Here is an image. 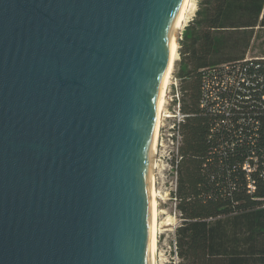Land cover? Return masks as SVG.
Listing matches in <instances>:
<instances>
[{"label": "water", "instance_id": "obj_1", "mask_svg": "<svg viewBox=\"0 0 264 264\" xmlns=\"http://www.w3.org/2000/svg\"><path fill=\"white\" fill-rule=\"evenodd\" d=\"M181 2L0 0V264H150Z\"/></svg>", "mask_w": 264, "mask_h": 264}, {"label": "trees", "instance_id": "obj_2", "mask_svg": "<svg viewBox=\"0 0 264 264\" xmlns=\"http://www.w3.org/2000/svg\"><path fill=\"white\" fill-rule=\"evenodd\" d=\"M264 0H202L180 41V264H264ZM177 140V136H174Z\"/></svg>", "mask_w": 264, "mask_h": 264}, {"label": "rangeland", "instance_id": "obj_3", "mask_svg": "<svg viewBox=\"0 0 264 264\" xmlns=\"http://www.w3.org/2000/svg\"><path fill=\"white\" fill-rule=\"evenodd\" d=\"M202 0H194L196 9L188 24L185 26L180 35V41L186 27L195 19L197 11L200 8ZM264 55V29L257 28L254 38L251 42L247 57H261ZM175 60L172 68L173 84L168 86L166 91V102L161 119V126L158 134L156 161L157 169L154 171L155 190L157 192V222L156 226L160 232L156 237V264H174L173 262V244L175 242V229L179 224L178 215L176 212L175 201L172 198L176 188V176L171 165L173 155L177 151V143L173 139L174 133L171 130L177 122L178 108L174 104L175 97L178 95L179 81H177V73L180 62ZM171 77V76H170ZM158 242V243H157Z\"/></svg>", "mask_w": 264, "mask_h": 264}, {"label": "bare ground", "instance_id": "obj_4", "mask_svg": "<svg viewBox=\"0 0 264 264\" xmlns=\"http://www.w3.org/2000/svg\"><path fill=\"white\" fill-rule=\"evenodd\" d=\"M196 9V4L194 3V0H182L177 20H176V25H175V30H174V35L173 38L170 42V49H169V57H168V62L167 66L164 72V77H163V83H162V88L159 92L158 96V101H157V111H156V116L154 120V129L153 132L156 136V147H157V141H158V134H159V129L161 126V119L163 115V110L165 106V98H166V91L168 86L173 84V73H172V68L175 60H177L178 57V47H179V39L181 32L185 28V26L188 24L190 18L193 16L194 12ZM172 74V75H171ZM171 76V77H170ZM157 149V148H156ZM157 152V151H156ZM157 161L155 164V169H157ZM155 178H154V172H153V232L150 236V264H156V258H155V253H156V237L157 234L160 232L161 229L158 230V225L156 226L157 222V192L155 190ZM158 243V242H157Z\"/></svg>", "mask_w": 264, "mask_h": 264}, {"label": "built area", "instance_id": "obj_5", "mask_svg": "<svg viewBox=\"0 0 264 264\" xmlns=\"http://www.w3.org/2000/svg\"><path fill=\"white\" fill-rule=\"evenodd\" d=\"M179 101H180V94H179V87H178V95H177V97H175V100L173 101L175 106L178 108V114H177L178 116L176 118L177 119L176 124H174V126L171 129L173 131V133H174V136H177V140H175L176 143H177V146L179 144V138L180 137H179V135H176L174 130L176 128V125L180 124L183 121V119H184V116L180 113ZM172 251H173V262H174V264H180V258H179V255H178V249H177V243L176 242H174V244H173V250Z\"/></svg>", "mask_w": 264, "mask_h": 264}]
</instances>
